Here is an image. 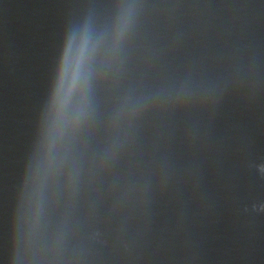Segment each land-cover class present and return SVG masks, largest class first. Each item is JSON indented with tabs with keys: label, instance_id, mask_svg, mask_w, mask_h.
Wrapping results in <instances>:
<instances>
[{
	"label": "clouds",
	"instance_id": "obj_1",
	"mask_svg": "<svg viewBox=\"0 0 264 264\" xmlns=\"http://www.w3.org/2000/svg\"><path fill=\"white\" fill-rule=\"evenodd\" d=\"M76 79L77 70L73 67L72 62L66 55L62 74L60 77V82L57 87L56 97L54 99V104L62 106L64 103H66L68 96L70 95L73 87L75 86Z\"/></svg>",
	"mask_w": 264,
	"mask_h": 264
}]
</instances>
